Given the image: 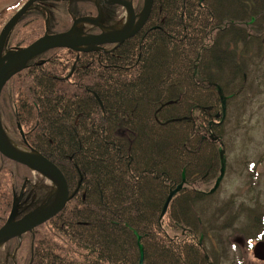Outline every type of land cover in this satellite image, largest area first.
<instances>
[{"label":"trees","instance_id":"1","mask_svg":"<svg viewBox=\"0 0 264 264\" xmlns=\"http://www.w3.org/2000/svg\"><path fill=\"white\" fill-rule=\"evenodd\" d=\"M56 4L48 16L28 10L6 48L64 16L69 3ZM17 7L0 12V30ZM45 54L6 83L0 116L14 142L61 171L70 199L8 241L0 264H139V246L142 264H218L205 240L234 222L232 201L205 215L209 197L192 189L219 172L221 96L241 95L264 61V0H153L142 29L110 52ZM39 186L0 155V227L13 199L18 216L38 206L49 193Z\"/></svg>","mask_w":264,"mask_h":264},{"label":"water","instance_id":"2","mask_svg":"<svg viewBox=\"0 0 264 264\" xmlns=\"http://www.w3.org/2000/svg\"><path fill=\"white\" fill-rule=\"evenodd\" d=\"M44 0H29L24 6L17 11V13L5 24L0 32V94L5 84L17 73L22 71L26 65L46 53L49 50L57 48H67L72 50H78L77 47H88L83 50L84 52L93 51L96 48H100L102 45H120L125 40L133 37L147 21L153 0H143V6L138 16H135L131 0H102L109 5H117L122 7L126 14L127 20L124 25L117 30L109 33H103L99 36L90 38H80L76 32L77 23H88L91 24L93 20L85 18L74 21L72 28L65 34H59L54 36H43L31 45L17 50H11L8 52L4 51V45L6 39L19 21V19L27 12L29 7L35 2ZM57 1H69V0H57ZM82 1V0H81ZM92 1V0H83ZM203 1V0H201ZM218 93L221 95V90L218 89ZM226 114V98L221 96V124ZM219 115L216 116L218 118ZM221 151V149H219ZM0 155L4 158L22 165L32 172H35L44 178L49 179L53 183V196L49 197V200L42 206L29 212L19 220L16 218V201L13 200V206L11 212L5 224L0 228V247L11 239H20L21 236L27 233H31L36 227L46 223L51 218L59 214L65 207L66 203L70 199L69 190L66 180L61 171L53 165L50 161L45 159L42 155L34 152H25L17 150L11 146V143L6 137L0 122ZM225 159L221 160L220 177L217 179V184L222 179L225 170ZM179 185L174 191H170L160 214V219L166 213L168 205L172 197L180 191L183 185ZM21 198V197H20ZM19 198V199H20ZM18 199V200H19ZM140 261L143 262V249L139 246ZM254 257L260 261H264V247L257 245L254 250Z\"/></svg>","mask_w":264,"mask_h":264},{"label":"rangeland","instance_id":"3","mask_svg":"<svg viewBox=\"0 0 264 264\" xmlns=\"http://www.w3.org/2000/svg\"><path fill=\"white\" fill-rule=\"evenodd\" d=\"M18 2L19 0H0V11ZM245 87L241 95L227 103L226 119L219 128L225 146V153L218 151L219 160L220 164L222 158L228 160L224 163L225 168H228L219 188L214 186V190L210 191L215 192L214 195L208 196L206 203L201 206L206 208L205 215L215 214L228 200L232 201L234 209L241 205L247 209L259 210V215L264 213V61L257 65L252 76H248ZM34 181L45 190L54 186L47 178L36 176ZM183 181L185 182L184 177ZM212 185L214 184H210L209 188ZM50 196L52 199V191ZM222 233L212 232L214 236L205 240L207 248L213 245V249L222 252L219 254L220 264H238L242 260L243 264H250V256L246 260V239L233 234L226 244V235L222 237ZM2 249L1 246L0 252Z\"/></svg>","mask_w":264,"mask_h":264},{"label":"flooded vegetation","instance_id":"4","mask_svg":"<svg viewBox=\"0 0 264 264\" xmlns=\"http://www.w3.org/2000/svg\"><path fill=\"white\" fill-rule=\"evenodd\" d=\"M124 1H128V0H124ZM56 2L57 1H55V0H44V1L35 2L34 4H32L29 7L28 10H32L31 11L32 14L35 12H40L41 14H45V16H48V15H50L51 8H53V7L58 8L56 6L57 5ZM58 2L69 3V4H65V6H64V14H65L64 16L58 15V17H56V19L54 18L52 20L53 22H50V23L48 22L47 27H45L41 33L38 32L37 28L30 29V31L27 32L26 36L21 37V39L18 38L16 43H20V41H22L26 38H28V39L31 38V40L33 39L35 41L44 35L54 36V35H59V34H65V33L69 32V30L72 28L74 21L79 20V19H85V18L91 19V20H93V22L91 24L82 23V22L77 23L76 27H75L76 32L78 33L80 38L95 37V36H99L100 34L109 33V32H112L114 30L119 29L126 19V14H125V11L122 7H119L117 5L106 4L102 0H93L90 2H84L81 0H69V1H58ZM70 2L71 3L72 2H79L82 4L72 5V4H70ZM131 2H132V6H133L135 16H138L140 14V11H141L142 6H143V0L141 1L142 2L141 6L139 5L138 0H131ZM83 3H86V4H83ZM5 23H4V25H5ZM29 23L26 25L29 26L30 25ZM3 26L1 27V29L3 28ZM34 41H32V42H34ZM15 47H19L18 44H15L12 46V48H15ZM115 47H117V46L116 45H102L100 48H96L93 51H87V52L83 51V50L88 48V47H84V46L77 47L76 49H78V50L59 48V49L50 50L46 54H48L47 58H51L52 56L55 58H61V54H63L64 58L58 59V60H69L70 58H74L76 61H78L80 58L83 57V55H89L90 53H98V52L106 53V52H110ZM9 50H15V49H7V48L5 49V51H9ZM52 51H55L57 53L54 54L55 52L52 53ZM58 51H60L61 54H59ZM41 57H42V55L39 56L38 58L32 60L31 62H29L28 66L32 65V63H35V61H37ZM223 124H224V122H223ZM210 136L212 137L213 134L210 133ZM202 138L204 140H206V137L203 136ZM215 138L213 136V138H211V139H215ZM219 138H220L219 139V147H221V153H223V152L225 153V146L223 143V139L221 136H219ZM15 139L17 140L16 137H15ZM221 155H223V154H221ZM225 162L227 163L228 160L225 159ZM227 168H228V166H227ZM227 168H225V173L223 175V179L226 175ZM218 176H219V172H218L216 179H214V181H213L214 185H212L208 190H206V184H205V186H203L201 184L197 188H194L192 190L193 191L197 190L199 193H201L207 197L214 195L215 192L210 193V191L215 186ZM32 205H34V204H32ZM257 211L259 212V210L247 209V208H244L241 205H239V208L233 209L234 214H236V218H235L234 222L231 224H228V226L225 227V229H224V234L226 235L224 240H226V244H228L227 239L230 236H232L233 234L234 235L237 234V236L240 239L241 238L246 239V243H245V246L247 249L246 260H249L248 256H250V260H249L250 264H264V262H260V261L255 260L253 255H252V250L255 246L261 245L262 247H264V213L262 215L261 214L259 215V213ZM20 217H22V216L20 215L19 219H20ZM19 219H18V216H16V220H19ZM224 219L227 220L228 217L224 218ZM210 234L211 233L209 232L208 237L210 236ZM198 244H199V242H198ZM211 246L213 247V245H211ZM212 247L209 248V246H208L207 249L211 250V249H213ZM215 247H217V246H215ZM249 247H250V249H249ZM217 251H218V249H217ZM243 262L244 261L242 260L238 264H243Z\"/></svg>","mask_w":264,"mask_h":264},{"label":"bare ground","instance_id":"5","mask_svg":"<svg viewBox=\"0 0 264 264\" xmlns=\"http://www.w3.org/2000/svg\"><path fill=\"white\" fill-rule=\"evenodd\" d=\"M55 1H57V0H55ZM82 1H83V0H82ZM92 1H93V0H92ZM84 2H90V1H84ZM6 137H7V136H6ZM7 139L9 140V142L11 143V146H12L13 148H15V149H17V150H21L16 144H14V143L10 140L9 137H7ZM47 196L50 197V194L48 193Z\"/></svg>","mask_w":264,"mask_h":264}]
</instances>
